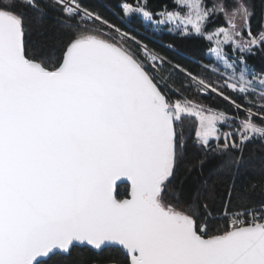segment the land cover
Instances as JSON below:
<instances>
[{"label": "snow or ice", "instance_id": "1", "mask_svg": "<svg viewBox=\"0 0 264 264\" xmlns=\"http://www.w3.org/2000/svg\"><path fill=\"white\" fill-rule=\"evenodd\" d=\"M106 7L0 0V264H264V0Z\"/></svg>", "mask_w": 264, "mask_h": 264}, {"label": "trees", "instance_id": "2", "mask_svg": "<svg viewBox=\"0 0 264 264\" xmlns=\"http://www.w3.org/2000/svg\"><path fill=\"white\" fill-rule=\"evenodd\" d=\"M100 2L107 4V7L104 9L105 15H108L114 20V22H118L112 15L114 12L113 5H115L118 0H100ZM151 3L153 7H158L161 0H151ZM133 27H135V25H133ZM142 38H144L146 42L149 39L147 35ZM253 63L257 66L260 64L258 60ZM245 160L248 165V172L251 173L247 179L259 183L261 170L264 169V153H262L258 147H252L245 153ZM103 259H105V257H97L86 250H80L73 254L72 258L68 261V264H98V262Z\"/></svg>", "mask_w": 264, "mask_h": 264}]
</instances>
